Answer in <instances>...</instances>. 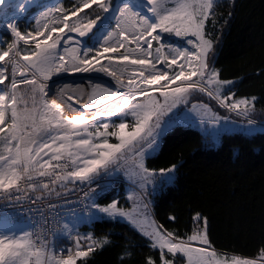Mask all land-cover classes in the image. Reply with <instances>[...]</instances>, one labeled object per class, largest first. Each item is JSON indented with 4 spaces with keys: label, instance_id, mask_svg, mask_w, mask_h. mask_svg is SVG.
Here are the masks:
<instances>
[{
    "label": "rangeland",
    "instance_id": "1",
    "mask_svg": "<svg viewBox=\"0 0 264 264\" xmlns=\"http://www.w3.org/2000/svg\"><path fill=\"white\" fill-rule=\"evenodd\" d=\"M133 1L140 8L147 7L152 18L148 15V21H143L139 10L137 30L130 31L142 34L156 24L151 52L146 48L147 39L136 43L134 38L121 36L120 27L112 19V7L118 0H37L16 24L22 36L18 53L47 83L18 67L14 37L0 28V187L15 182L21 171H41L60 157L73 160V174L82 182L93 180L101 167L121 169L124 205L118 200L101 205L93 197L91 214L67 218L55 237V250L71 244L74 254L63 261L50 258L48 264H77L78 257L90 250L78 249L76 238L95 241L81 225L108 216L123 217L158 240L162 248L182 252H178L185 257L182 264H264V254L256 259L211 254L201 225L196 226L195 240L176 241L153 214L152 194L161 185L173 182L175 167L150 170L146 158L158 151L160 138L168 128L190 120L203 131L209 130L213 141L219 143L225 132L252 134L264 129V125L250 121H264V112L255 110V97L234 96L231 89L235 81L221 80L210 60L215 38L205 33V24L217 0ZM15 7L11 0L0 8V25L8 26L19 17ZM74 31L84 34L83 40L71 35L64 38ZM56 59L59 62L55 63ZM32 64L39 66V73ZM56 70L110 77L131 87L132 92L123 95L121 108L113 113L87 120L80 116L68 119V112L80 114L83 110L74 109L66 93L76 95L80 88L89 87L83 81H74L61 88L60 83L51 82L57 77ZM196 80L210 86L228 107L245 118L225 112L212 103L206 90L188 85ZM153 86L162 89L142 90ZM113 91L112 87L104 90L106 94ZM197 98L203 102H190ZM28 226L0 220V264H32L31 255L36 259L34 264H43L42 254L32 252ZM213 255L215 259L207 260Z\"/></svg>",
    "mask_w": 264,
    "mask_h": 264
},
{
    "label": "trees",
    "instance_id": "2",
    "mask_svg": "<svg viewBox=\"0 0 264 264\" xmlns=\"http://www.w3.org/2000/svg\"><path fill=\"white\" fill-rule=\"evenodd\" d=\"M205 33L215 38L210 60L218 77L235 81L231 89L234 96L255 97V110L264 112V0H217L206 20ZM194 101L201 99L190 102ZM113 166L99 168L94 179ZM146 166L155 171L175 167L173 182L152 194L153 214L173 237L184 242L195 240L196 226L201 225L211 254L252 259L264 254V129L252 134L225 132L218 143L209 130L203 131L190 120L179 122L161 136L159 149L148 155ZM75 182L82 180L70 174L56 189ZM123 185L97 196L98 204L118 200L124 205ZM80 228L89 232L96 244L85 248L90 251L79 256L77 264L185 262L182 252L159 247L154 237L120 216L98 217ZM214 255L207 260L215 259Z\"/></svg>",
    "mask_w": 264,
    "mask_h": 264
},
{
    "label": "built area",
    "instance_id": "3",
    "mask_svg": "<svg viewBox=\"0 0 264 264\" xmlns=\"http://www.w3.org/2000/svg\"><path fill=\"white\" fill-rule=\"evenodd\" d=\"M74 170L70 157L54 158L43 170H23L15 182L0 187V220L9 224L28 223L32 252L42 254L43 264H48L50 258L63 261L72 255L74 246L71 244L54 248L55 237L67 218L90 214L93 197L125 184L121 169L114 167L92 181L75 182L63 190L56 189ZM30 262L36 263L33 255Z\"/></svg>",
    "mask_w": 264,
    "mask_h": 264
},
{
    "label": "bare ground",
    "instance_id": "4",
    "mask_svg": "<svg viewBox=\"0 0 264 264\" xmlns=\"http://www.w3.org/2000/svg\"><path fill=\"white\" fill-rule=\"evenodd\" d=\"M10 1L11 0H0V8L6 6ZM14 1L16 3L15 8L19 12V17L17 16L10 24H8V26L0 25V28H2L4 31L11 33V35L14 37L15 47L17 48L16 53H18L19 41H20L22 36H21V33L17 30V26H16L17 21L19 20V18H21L24 15V12L26 10H28L30 7H32L37 2V0H14ZM112 8H113L112 19L120 27L121 32H122L121 36L124 37V39L125 38L126 39L127 38L128 39L134 38L136 43L137 42L141 43L142 41L147 39L146 48L148 49L149 52H151L152 45L154 42L152 39V33H154L156 24L155 25L153 24L152 28H148V30L146 32H143L142 34H138L141 32H138V33L133 32L132 33L130 31V29H132V28H135L137 30V23H139V20H138L139 18H138L137 12H139V10H141V13H142L141 16L143 17L141 19L143 21H145V20H146V22L148 21V15L150 18H152V14L148 11V8L147 7H145V8L141 7L140 8L138 3H136V1H133V0H118L117 5L115 7H112ZM144 15L146 16V19H145ZM135 34H136V36H135ZM140 35H142V36H140ZM126 42H127V40H126ZM142 46H145V45H140L139 47H142ZM16 53H15V58L17 60L18 67L22 69L23 66L18 61ZM18 56H19V53H18ZM24 64H26V66L30 67L29 65H27L26 62H24ZM56 73L59 74L60 80L58 82H61L60 84L62 87H65V86L68 87L70 84H72L70 82H74L75 80L78 81V79H80L79 81L89 82V75L85 74V73L74 75L71 73H66L65 71H62V70H56ZM0 77H1V75H0ZM100 77H102L106 80L105 85L108 88V91L110 90L111 87L114 89V91L109 93V94H106V92H105L104 95H101L98 97L95 96V99H93V101L90 99V94H92L93 92L96 93V89L98 88L97 86H94V85L91 86L92 90H90L87 86H85V87H87L88 89L80 88L78 94H76V95L74 94L73 97L71 96V94L66 93V96L71 97L74 109L82 108V110H83V111H81L80 114L75 112V111H73L71 113L68 112V114H67L68 119L69 118L70 119H76L77 117L80 116V117H83V119L81 118V120H84V119L87 120V119H91V118L98 116V115L107 114V113L110 114L111 112L113 113V112H115L121 108L122 100L124 98L123 95L129 94L130 91L132 90L131 87L125 85L124 83H122L120 81H115L114 79H112L110 77H104V76H100ZM39 78H40V76H39ZM65 79L67 80V82H64ZM1 81L2 80H0V83H1ZM65 83H68V84L65 85ZM100 84L102 86H104L102 83H100ZM188 85H193V86H198V87H200L201 85H204V86L210 88V86H208L206 83H204L201 80H196L194 82H190V83H188ZM161 89L162 88L160 86H153L150 89H148V91H155V90H161ZM3 90H5V89H3ZM89 100L91 102H89ZM252 121H255L256 123L264 125L263 121H259L256 119H253Z\"/></svg>",
    "mask_w": 264,
    "mask_h": 264
},
{
    "label": "water",
    "instance_id": "5",
    "mask_svg": "<svg viewBox=\"0 0 264 264\" xmlns=\"http://www.w3.org/2000/svg\"><path fill=\"white\" fill-rule=\"evenodd\" d=\"M26 12H27V10L24 12V15L26 14ZM19 20H20V18H19ZM18 20V21H19ZM17 21V22H18ZM7 32V31H6ZM9 33V32H8ZM17 55V59H18V61L22 64V66H23V68H25V69H27V71L32 75V76H35L38 80H40V82H44V83H47L48 81H44V80H42V79H40L36 74H35V72L30 68V67H28V66H26V64H24V62L21 60V58L18 56V53H16ZM56 78L55 79H53L51 82H56V83H61V82H58L60 79V77H59V74H56ZM88 78V77H87ZM80 79H78V81H79ZM75 81H77V80H75ZM77 81V82H78ZM64 82H67V80L65 79V81ZM63 82V83H64ZM86 83V85L89 87V89L90 90H92V88H91V86L92 85H94V86H97L98 88L96 89V93H92V94H90V99L93 101V99H95V96L96 97H98V96H101V95H104L105 94V92H104V90L105 91H108V88L106 87V86H102L100 83H102L103 85L104 84H106V80L104 79V78H102V77H100L99 75H89V82H85ZM202 89H204V90H206L217 102H219L221 105H223L225 108H227L230 112H232V113H234V114H237V115H239V116H242V117H245V116H243L242 114H240V113H238L237 111H235V110H233V109H231L230 107H228L220 98H219V96L212 90V89H210L209 87H206V86H204V85H201L200 86ZM61 88H63L62 86H61ZM143 91H148V89H142ZM77 92H79V91H77ZM69 94H71V96L73 97L74 96V93H72V92H70ZM161 226V225H160ZM161 228L163 229V230H165L162 226H161ZM166 231V230H165ZM176 240V239H175ZM95 244H96V242L95 241H89V242H87L86 244H85V248H92V247H94L95 246Z\"/></svg>",
    "mask_w": 264,
    "mask_h": 264
},
{
    "label": "crops",
    "instance_id": "6",
    "mask_svg": "<svg viewBox=\"0 0 264 264\" xmlns=\"http://www.w3.org/2000/svg\"><path fill=\"white\" fill-rule=\"evenodd\" d=\"M15 13H18V12H15ZM16 16H17V14H15V17H16ZM56 30H57V29H56ZM56 30L53 29L52 32H53V31H56ZM4 32H5V31H4ZM70 35H71L72 38H75V39L81 38V40H83V37H84V34H82V33H80V32H77V31H74V32L70 33L69 35H66L64 38H66V39H67V38H71ZM64 38H63V39H64ZM63 46H64V44H62V47H63ZM57 58H58V57H57ZM57 61H58V60L56 59V60H55V63H57ZM58 62H59V61H58ZM32 66H33L34 69L36 68V69H37L36 72L39 73V72H38L39 66H38V65L35 66V65H33V64H32ZM36 69H35V70H36ZM38 75L40 76L41 74H38ZM43 75H44V74H43ZM41 77H42V76H41ZM68 227H69V225H68ZM28 230H29V226H28ZM85 238H86V237H85ZM87 240H88V239H85V241H86V242H85L84 240L80 241L79 239L77 240V238H76V242H75L76 247H77L78 249H80L81 247H82V248L85 247V244L88 242ZM155 240H156V239H155ZM157 241H158V240H156V242H155L156 245H158V242H157ZM55 242H56V244L58 245V238L55 239ZM81 242H82V243H81ZM84 243H85V244H84ZM159 247H161V246H159ZM178 252H180V251H178ZM31 256H32V255H31Z\"/></svg>",
    "mask_w": 264,
    "mask_h": 264
},
{
    "label": "clouds",
    "instance_id": "7",
    "mask_svg": "<svg viewBox=\"0 0 264 264\" xmlns=\"http://www.w3.org/2000/svg\"><path fill=\"white\" fill-rule=\"evenodd\" d=\"M239 116V115H238ZM240 117H242V116H240ZM245 118V117H244ZM248 120H250V119H248ZM253 119H251L250 121H252ZM174 239H176V238H174ZM176 241H180L179 239H176Z\"/></svg>",
    "mask_w": 264,
    "mask_h": 264
}]
</instances>
